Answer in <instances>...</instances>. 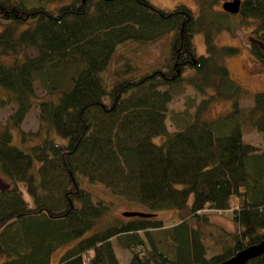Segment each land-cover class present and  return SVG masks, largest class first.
Returning a JSON list of instances; mask_svg holds the SVG:
<instances>
[{"label": "trees", "instance_id": "obj_1", "mask_svg": "<svg viewBox=\"0 0 264 264\" xmlns=\"http://www.w3.org/2000/svg\"><path fill=\"white\" fill-rule=\"evenodd\" d=\"M55 1L0 0V105L14 103L0 122V264H50L63 244L55 264H119L111 237L128 250L126 264H215L264 238V148L241 136L245 125L264 132V89L242 108L246 89L225 63L237 47L215 40L248 19L264 32V0H240L236 13L197 0L196 14L150 0ZM195 32L205 53L194 50ZM156 41L165 53L146 68L121 50ZM37 85L42 135L20 129ZM186 85L205 96L191 112L186 101L183 124L169 131L167 103ZM214 99L231 108L204 116ZM93 183L146 212L184 210L167 229L172 254L150 231L163 226L155 213L96 227L113 201L95 197ZM207 208L234 226L211 255L185 220ZM243 264H264V251Z\"/></svg>", "mask_w": 264, "mask_h": 264}, {"label": "rangeland", "instance_id": "obj_2", "mask_svg": "<svg viewBox=\"0 0 264 264\" xmlns=\"http://www.w3.org/2000/svg\"><path fill=\"white\" fill-rule=\"evenodd\" d=\"M56 1H59L56 3ZM53 4H59L66 2L67 0H56ZM155 6L160 8H172L176 4H185L195 14L197 13V0H150ZM219 4L216 7L220 8L222 0H218ZM49 6V5H48ZM6 20L0 19L1 25ZM252 23H237V25L229 30H221L216 35V42L220 45L236 46L237 50L234 54L225 57V63L228 67L229 74L237 83H239L246 92L238 100L239 105L242 108L249 107L252 104V95L255 91L264 89V63H261L255 55L252 53V45L249 41L248 34L250 35V29L253 27ZM192 43L194 50L197 54L205 53V46L203 41V35L200 32H195L192 36ZM123 52L127 55L134 56L137 63L144 65V68L151 65L157 60H160L165 52V46L163 41H156L153 43H147L144 45L134 46L133 44H125L121 47ZM36 96L24 115L22 122L20 123V129L23 131H39L40 135L44 134V127L39 125L38 121V106L36 100L40 98L43 90L37 85L35 90ZM205 95H200L195 92L191 86L186 85L184 90L180 94L173 95L170 101L167 103L165 123L169 131L179 128L183 122L182 111L184 109L186 101L192 100V106L188 108L191 112L196 103ZM13 102H6L0 105V122L5 120L9 112L13 109ZM231 108L229 100L214 99L211 100L204 109V116L217 117L224 114ZM55 136V135H53ZM242 140L255 144L260 148H264V132L255 130L250 125H245L242 128ZM163 135H155L151 139L155 143H160L163 140ZM17 139V136H15ZM38 137L34 136V141H38ZM57 141H64L58 136H55ZM90 188L95 197H100L105 200H112L111 207L101 215L97 221L96 227L102 226L112 222L113 219H127L128 216L121 214L124 210H145L144 206L138 205L134 202H129L121 197L112 196L106 189L97 183L89 184ZM23 195L28 198L24 192ZM231 203H234V195L230 197ZM190 200V197L188 201ZM228 212L225 211H214L210 208L204 209L200 212L199 219H188L192 227L199 230L200 237L206 247V254H214L222 251L223 247L227 244L230 238V233L234 230V226L229 219ZM156 216L161 219L163 226L160 228H154L150 230L154 239L159 241L158 245L167 252L172 254L171 245L166 242L167 229L178 222L182 216L185 215L184 210L177 211L175 209H160L155 212ZM114 253L118 258L119 264H126L129 259V252L125 248L120 247L114 237L110 238ZM68 244H63L56 248L50 259V264H55L58 260L59 255L62 253L64 248ZM253 258V257H252Z\"/></svg>", "mask_w": 264, "mask_h": 264}, {"label": "water", "instance_id": "obj_3", "mask_svg": "<svg viewBox=\"0 0 264 264\" xmlns=\"http://www.w3.org/2000/svg\"><path fill=\"white\" fill-rule=\"evenodd\" d=\"M240 0H223L221 8L225 11L236 13L239 8ZM125 216H149L152 213L140 210H124L121 212ZM264 251V238L256 243L246 245L239 250L235 251L229 257L215 263V264H243L248 259L259 255Z\"/></svg>", "mask_w": 264, "mask_h": 264}, {"label": "flooded vegetation", "instance_id": "obj_4", "mask_svg": "<svg viewBox=\"0 0 264 264\" xmlns=\"http://www.w3.org/2000/svg\"><path fill=\"white\" fill-rule=\"evenodd\" d=\"M248 21L249 24H254L249 32L251 34H248L249 41L251 45H254L255 48L257 47L261 51V53L264 54V32H261L260 30L257 31L256 28H254L256 23L252 19H248Z\"/></svg>", "mask_w": 264, "mask_h": 264}, {"label": "bare ground", "instance_id": "obj_5", "mask_svg": "<svg viewBox=\"0 0 264 264\" xmlns=\"http://www.w3.org/2000/svg\"><path fill=\"white\" fill-rule=\"evenodd\" d=\"M240 3V2H239Z\"/></svg>", "mask_w": 264, "mask_h": 264}]
</instances>
